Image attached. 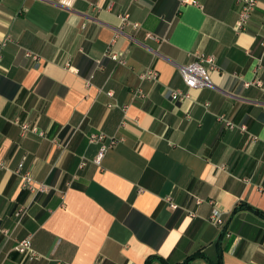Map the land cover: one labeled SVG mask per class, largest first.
Instances as JSON below:
<instances>
[{
	"label": "crops",
	"instance_id": "obj_1",
	"mask_svg": "<svg viewBox=\"0 0 264 264\" xmlns=\"http://www.w3.org/2000/svg\"><path fill=\"white\" fill-rule=\"evenodd\" d=\"M237 12L0 0V264H264V0L244 32ZM199 53L215 58L213 85L187 90L179 67ZM25 173L47 192L24 188ZM26 236L33 260L15 250Z\"/></svg>",
	"mask_w": 264,
	"mask_h": 264
},
{
	"label": "built area",
	"instance_id": "obj_2",
	"mask_svg": "<svg viewBox=\"0 0 264 264\" xmlns=\"http://www.w3.org/2000/svg\"><path fill=\"white\" fill-rule=\"evenodd\" d=\"M236 5L238 6V12H237V19L234 24V29L236 32H244L245 27L247 26L249 19L251 15L254 12V9L256 7V0H235ZM121 26L127 25L128 17L126 14L119 16ZM133 28H137L138 24L134 23L132 24ZM120 29V28H119ZM146 37L149 39H153L158 41V39L147 33ZM5 45V42H0V56H1V50L3 46ZM264 46V42L262 43ZM26 55L31 57L32 59H37V56L31 52H26ZM111 58L113 60H117L119 63H123V60L117 58L114 54H111ZM217 69L215 58L213 56L205 55L202 53H199L196 55V59L184 66L179 67L180 74L182 76V79L184 81V84L187 87V90L189 89H201L205 87H211L213 85L211 80V73ZM157 76V73L149 69L144 72V74L141 75L143 78L148 79H155ZM252 84L256 86H260V82H253ZM250 83H245V86H249ZM188 98V91L183 92L181 90L175 89L170 92V99L173 102H181ZM230 128L233 127L231 124L228 125ZM243 129V128H241ZM21 131L22 133H25L27 131H33L35 132V128H31L28 124H22L21 125ZM40 136H43L44 134L42 132H38ZM101 139V135H92L90 137L91 142H95L97 140ZM104 147L101 148L99 151L96 161L99 162L104 153ZM82 166V164H81ZM22 164H19L18 168L21 169ZM23 187L26 188L28 191H37L39 193L47 192V186L44 184H38L35 186L33 184V180L31 176L28 173H25L23 175ZM209 221L215 225L221 226L223 224L222 219V212L218 208H213L210 215H209ZM3 233H6L5 230H2ZM15 250L24 255L26 259L33 260L36 258L35 252L32 250L31 246V238L30 236H26L22 238L16 245Z\"/></svg>",
	"mask_w": 264,
	"mask_h": 264
},
{
	"label": "trees",
	"instance_id": "obj_3",
	"mask_svg": "<svg viewBox=\"0 0 264 264\" xmlns=\"http://www.w3.org/2000/svg\"><path fill=\"white\" fill-rule=\"evenodd\" d=\"M242 206L243 205H240L239 207H242ZM246 207H249V206H246ZM235 210H236V208L234 209V211ZM255 211L258 212L257 210H255ZM198 256L199 257H203L199 253L190 254V255L186 256L182 262L176 263V264H190L191 261L193 259H195L196 257H198ZM155 259H157L158 261H160L162 264H168L164 259H162L160 257H154V256H151V257L147 258L144 264H150V262L153 261V260H155ZM212 264H222L221 257L219 256V260L216 263H212Z\"/></svg>",
	"mask_w": 264,
	"mask_h": 264
}]
</instances>
